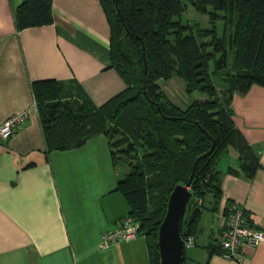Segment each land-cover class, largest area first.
<instances>
[{
    "label": "trees",
    "instance_id": "trees-1",
    "mask_svg": "<svg viewBox=\"0 0 264 264\" xmlns=\"http://www.w3.org/2000/svg\"><path fill=\"white\" fill-rule=\"evenodd\" d=\"M100 1L109 23L110 65L125 88L97 107L73 81L35 80L29 88L45 155L102 134L112 165L126 162L128 172L113 189L127 205L116 228L129 217L135 235L147 237L149 264H158L156 230L175 184H184L192 171L190 197L178 224L183 240L195 237L202 210L218 207L216 162L222 153L228 148L236 153L235 167L225 168L229 174L250 179L258 168L256 154L233 124L230 101L252 84L264 87V0ZM185 2L206 16L208 28L181 21ZM50 3L21 0L14 29L50 24ZM173 76L186 94L197 91L204 99L184 107L169 101L156 81ZM215 77L222 83L219 89ZM115 134L120 137L112 140ZM184 253L182 247L181 264H188Z\"/></svg>",
    "mask_w": 264,
    "mask_h": 264
},
{
    "label": "crops",
    "instance_id": "crops-1",
    "mask_svg": "<svg viewBox=\"0 0 264 264\" xmlns=\"http://www.w3.org/2000/svg\"><path fill=\"white\" fill-rule=\"evenodd\" d=\"M20 2L0 0V122L17 112L27 114L12 136L0 141V264H149L145 235L98 247L100 235L127 213L124 199L113 190L118 171L105 136L95 134L45 155L29 88L35 80L73 81L95 107L125 88L110 65L105 9L100 0H51L50 24L15 30ZM156 83L179 107L204 99L186 94L175 76ZM230 109L259 165L247 179L225 172L235 167L231 148L224 166L219 158L218 207L204 209L211 215L206 228L200 225L202 210L187 250L190 261L200 264H264V242L242 246L239 262L216 252L222 209L229 202L242 208L252 228L264 232V87L252 84L243 94L233 93Z\"/></svg>",
    "mask_w": 264,
    "mask_h": 264
},
{
    "label": "built area",
    "instance_id": "built-area-1",
    "mask_svg": "<svg viewBox=\"0 0 264 264\" xmlns=\"http://www.w3.org/2000/svg\"><path fill=\"white\" fill-rule=\"evenodd\" d=\"M25 111L11 114L0 122V141L9 139L15 128L26 118ZM135 225L129 217L121 219L119 227L104 231L98 241V247H107L119 241H130L135 237ZM264 242V232L250 226L248 217L242 208L231 203L226 216H223V229L218 235L217 243L220 246L222 258L239 262L242 258V246L254 247ZM194 244V237L187 236L182 240V247L188 249Z\"/></svg>",
    "mask_w": 264,
    "mask_h": 264
},
{
    "label": "water",
    "instance_id": "water-1",
    "mask_svg": "<svg viewBox=\"0 0 264 264\" xmlns=\"http://www.w3.org/2000/svg\"><path fill=\"white\" fill-rule=\"evenodd\" d=\"M191 178L192 171L186 182L175 184L167 196L164 214L156 230L158 264H181L182 239L178 224L190 197L187 187Z\"/></svg>",
    "mask_w": 264,
    "mask_h": 264
},
{
    "label": "rangeland",
    "instance_id": "rangeland-1",
    "mask_svg": "<svg viewBox=\"0 0 264 264\" xmlns=\"http://www.w3.org/2000/svg\"><path fill=\"white\" fill-rule=\"evenodd\" d=\"M180 19H181V21L183 23H193V22H195L196 24H198L202 28H208L209 27V24L207 22L206 16L203 15V14H199V13L195 12L188 3H186V8L182 12V14L180 16ZM228 61H230V55L228 57ZM175 78H177V77H175ZM177 79H179V78H177ZM157 82H158L159 85H161L163 83L162 80H157ZM181 83H182V81H181ZM213 83H214V85H215V87L217 89L222 87V83L218 80L217 77H215L213 79ZM190 94L191 95H196V96L199 95V96L205 97L204 94H202L200 92H197V91H193ZM119 137H120L119 134H115V135L112 136L111 139L115 140V139H117ZM128 140H129V142H131L130 138H128ZM121 147H125V143H123L121 145ZM219 157L221 158V160H220L218 165L219 166H224L225 160L227 158L226 152L222 153ZM129 160L132 161V158H130ZM217 163L218 162H216V166H217ZM114 166L116 167V169L118 171V179L123 178L124 175L128 172V167L126 166V162L121 161V162L117 163ZM207 200H208V198H205L204 201H203V204L207 205ZM210 219H211V215L208 212L203 210L202 216H201V220H200L201 227L202 228H206L207 224H209L211 222ZM197 245H199V243H197ZM194 249H199V248H198V246H196ZM189 253H190V251L185 249V253L184 254H185L186 258H187V263L188 264H200L199 261H194V260L190 261L189 258H191V256L189 255Z\"/></svg>",
    "mask_w": 264,
    "mask_h": 264
}]
</instances>
